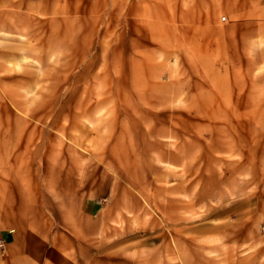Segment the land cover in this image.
I'll use <instances>...</instances> for the list:
<instances>
[{
  "label": "rangeland",
  "instance_id": "rangeland-1",
  "mask_svg": "<svg viewBox=\"0 0 264 264\" xmlns=\"http://www.w3.org/2000/svg\"><path fill=\"white\" fill-rule=\"evenodd\" d=\"M19 8L0 264H264V0Z\"/></svg>",
  "mask_w": 264,
  "mask_h": 264
},
{
  "label": "crops",
  "instance_id": "crops-1",
  "mask_svg": "<svg viewBox=\"0 0 264 264\" xmlns=\"http://www.w3.org/2000/svg\"><path fill=\"white\" fill-rule=\"evenodd\" d=\"M20 4H21V0H0V58L4 56L5 52L3 51L6 50L4 48L5 42L7 41L8 44H10L11 42H15L14 41L15 37L19 35L20 33L19 28L16 29V27L13 26L12 29H10L9 27L5 26V24L9 22H13L14 24V22H16V17H20V8H19ZM6 28H8V30ZM8 63L10 64L12 62L10 61ZM17 213L20 216H24L26 215L27 212H17ZM2 237L6 239L7 242H9L7 243L8 245L13 243L12 241L13 238L11 235L3 233ZM25 244L30 246V241L25 242ZM22 245L24 246L23 242H22ZM24 261H25L24 259L17 257V256L12 257L11 259L12 264L14 263L24 264Z\"/></svg>",
  "mask_w": 264,
  "mask_h": 264
},
{
  "label": "built area",
  "instance_id": "built-area-1",
  "mask_svg": "<svg viewBox=\"0 0 264 264\" xmlns=\"http://www.w3.org/2000/svg\"><path fill=\"white\" fill-rule=\"evenodd\" d=\"M223 21L225 22L226 21V18H223Z\"/></svg>",
  "mask_w": 264,
  "mask_h": 264
}]
</instances>
